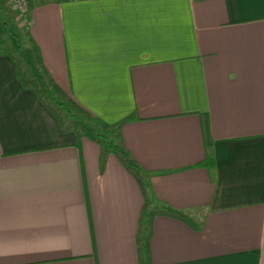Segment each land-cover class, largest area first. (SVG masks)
<instances>
[{
	"label": "crops",
	"instance_id": "1",
	"mask_svg": "<svg viewBox=\"0 0 264 264\" xmlns=\"http://www.w3.org/2000/svg\"><path fill=\"white\" fill-rule=\"evenodd\" d=\"M23 2L36 75L98 127L129 119L111 138L151 207L200 226L153 217L146 264H264V0ZM8 53L0 264H139L135 180L111 154L99 172L97 145L59 130Z\"/></svg>",
	"mask_w": 264,
	"mask_h": 264
},
{
	"label": "trees",
	"instance_id": "2",
	"mask_svg": "<svg viewBox=\"0 0 264 264\" xmlns=\"http://www.w3.org/2000/svg\"><path fill=\"white\" fill-rule=\"evenodd\" d=\"M1 15V11H0ZM27 18L25 20V25L22 27V31L27 33ZM13 36V35H12ZM14 64L15 74L19 81V84L27 89L32 90L39 102L49 111V113L55 118L59 126V130L64 133H72L75 140V145L78 146L80 139H87L97 145L99 149L98 156V168L99 172L102 171L107 155H113L118 162L123 166L129 175L135 180L142 198V206L140 209L137 232H136V249L139 258V264H146L148 261V241H149V231L151 228V222L155 216L169 217L178 221H181L189 225L192 229L198 230L199 224L193 222L190 218L178 212L176 210L163 207L155 210L150 205V194L149 187L146 179L145 172L129 158L127 153L113 140L109 138L115 134L120 126L127 122L129 119L119 121L112 125H107L105 123L99 124V130H96L89 125V122H94L93 118L77 106L70 98H68L56 85L46 77L42 86L44 94L39 92L35 86L20 77V73L17 69V64L11 53H8ZM47 100L51 101L56 109L63 113L70 123L67 125L62 124V118L59 116L48 104ZM210 163L208 156H205L203 161V166H207Z\"/></svg>",
	"mask_w": 264,
	"mask_h": 264
},
{
	"label": "rangeland",
	"instance_id": "3",
	"mask_svg": "<svg viewBox=\"0 0 264 264\" xmlns=\"http://www.w3.org/2000/svg\"><path fill=\"white\" fill-rule=\"evenodd\" d=\"M17 15L12 12L11 16L7 19L0 17V45L5 51L12 54L15 63L17 64V69L20 73V77L26 81L32 83L35 88L44 94L43 89V79H40L35 72L33 63L29 60L28 48L25 40V32L22 31V27L25 25L24 22L16 21ZM19 24V27H18ZM13 35V36H12ZM49 106L62 118V124L68 125L70 120L68 117L63 115L54 104L47 100ZM89 125L99 130L97 124L89 122ZM109 138L112 140L111 136Z\"/></svg>",
	"mask_w": 264,
	"mask_h": 264
},
{
	"label": "built area",
	"instance_id": "4",
	"mask_svg": "<svg viewBox=\"0 0 264 264\" xmlns=\"http://www.w3.org/2000/svg\"><path fill=\"white\" fill-rule=\"evenodd\" d=\"M10 9L17 15V17L25 23L27 18V9L23 0H6Z\"/></svg>",
	"mask_w": 264,
	"mask_h": 264
}]
</instances>
